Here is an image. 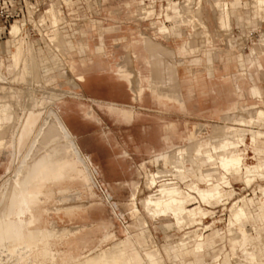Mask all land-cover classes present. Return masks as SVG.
I'll list each match as a JSON object with an SVG mask.
<instances>
[{"label": "bare ground", "instance_id": "6f19581e", "mask_svg": "<svg viewBox=\"0 0 264 264\" xmlns=\"http://www.w3.org/2000/svg\"><path fill=\"white\" fill-rule=\"evenodd\" d=\"M202 1H181L179 9L174 12L175 16L178 15L179 19L180 15L184 11H189L191 7L196 10V13H194V10V14H199ZM257 3L258 0H251L250 5L253 8H258ZM211 4L215 12L217 30L223 32V35H231L229 34L232 30L229 3L225 0H211ZM28 5H34V10L28 8ZM38 5L37 1L26 3L28 17L41 11V9H37ZM61 12V6L56 2H52L48 9L42 11L47 15V19L40 18V22H33V24L41 27L45 22L50 21L53 32L50 43L64 60L69 61L72 49L76 45L69 42L65 34L60 31L61 28L59 29V24L64 20ZM196 17L198 16L196 15ZM189 20L191 21V19ZM13 22L6 27L8 34L12 37L8 42L11 43L13 48L9 51V63L7 65L11 72L10 75H7L3 69L4 58L0 53V118L2 119L0 122V135L6 126H10L9 129H6L9 131L7 139L4 138L8 132L3 131L6 135L0 138V148L9 147L13 151L11 167L6 171L0 182V264H5L4 258L7 255L6 249L9 245H14L13 248L22 251L21 248L25 247V252L20 255L18 264L54 263L60 253L54 247V240L60 236L76 233L80 230V227L58 226L51 220L50 227L38 230L35 227L39 220L38 211L43 209L46 216L61 211L65 215L73 216L77 211H85V208H81L82 204L73 202L75 199L72 198L78 197L79 194H71L73 192L68 188L66 191L59 193L57 197L55 189L69 185L71 179L78 176L82 185L91 190L96 183L93 178L96 174L99 175L100 170L94 165L91 157L79 146L55 102H48L38 109L36 106L43 102V97L40 95L36 104L33 103L31 98L32 93L35 91L34 85L45 84L49 79L56 76L65 79L70 73L71 64L61 63L59 68L53 70L52 68L56 63L52 59L48 60L44 53H39L29 37L25 42L23 29L18 20ZM198 22L205 28L204 39H206V42L211 43L212 38L206 22L203 19ZM195 24L197 23L195 22ZM177 29L183 36L182 30L179 27L175 28V30ZM1 30H3L2 27ZM167 31L168 28L165 23H160L156 27V33L159 36H166ZM196 33L198 32L196 31ZM198 34L202 35L200 31ZM261 35L264 39V31L261 32ZM193 38L194 35L190 34L189 41L185 40V44L193 42ZM181 48L182 51L186 50L185 46ZM42 67L45 69L44 73L41 72ZM119 68L114 69L118 75H120ZM77 79L82 81L84 76L79 75ZM19 83L25 84V91L15 85ZM16 107H20L18 112L15 110ZM257 109L253 111V114L250 113V116L247 115V120H245L246 117L242 113L245 118H236L237 121L242 124L253 125L257 123L258 125L262 120L264 121V110ZM230 117L229 113L223 118L227 120ZM224 119L222 120L224 121ZM233 121L235 122V120ZM229 128L224 127V125L216 124L213 126L212 124L207 133L200 134L197 132L200 130L196 131L194 126L189 132L186 144L174 147L167 153L156 155L153 159L146 161L152 164L163 163V165L169 166V168H156L155 172L145 171L144 184L150 192L143 197L142 206L151 218L158 217L160 214L168 215L174 219L177 227L184 228L177 242L163 243L162 247L165 250V255L169 254L170 258H172L171 252L175 248L182 251L187 249L183 246L190 241L203 239L204 232L209 227V225L203 224V219H206L212 211L207 208L197 211V208H200L201 205H216L223 200L225 201L221 204L225 205L233 194L231 193L232 186L230 182L232 176H241L243 181L247 182L246 184H250L253 178L256 177L264 178V164L256 160L257 149L255 144L258 139L264 140V130H245L238 134L237 130L231 132ZM233 134L234 136H232ZM246 134L250 136L254 145L252 147L254 154L252 157L256 160L255 163L247 162ZM240 147L244 149V152L239 151ZM239 152L240 154H237ZM234 153L235 155H233ZM185 161L190 164L188 170L194 173L196 180L191 179L189 182L183 180L187 177ZM146 162L141 164L145 165ZM206 166L208 168L205 169ZM218 169L221 171L219 178L209 174L216 172ZM174 178L181 179L184 186L181 187L178 181L173 180ZM100 181L99 186L110 185V182L106 180ZM201 185L206 187L202 188ZM259 192L264 197V187L259 188ZM71 199L73 203H66ZM58 202H65L66 204L58 206L56 205ZM192 203L196 206L192 207ZM52 204L53 206H51ZM108 206L110 205L108 204ZM111 206L115 207V203L112 202ZM255 211L254 206L253 208L250 207L246 196H243L231 204L228 225L232 226L235 220L241 219L240 225L243 227V222L255 217ZM111 212L113 213L112 208ZM146 220L139 215L137 226L142 231V240L150 244L153 240ZM260 220L264 223V215L261 216ZM198 225H202V227H198ZM127 234L129 235V233ZM128 239L129 236H127V239L123 238L115 241L112 243L113 246L111 244L102 251L84 255L73 264H164L162 254H160L158 248L143 251L135 240L130 252H128L126 247ZM113 249H118L119 254L114 255L115 251ZM201 251H203L201 244L192 247L193 253ZM230 257L233 263L235 259L237 260L236 264H258L256 254L250 248L249 243L244 245L240 256L234 253ZM217 258H214V260ZM173 262L177 264L175 261ZM196 264L207 263L197 261ZM222 264H227V261L222 260Z\"/></svg>", "mask_w": 264, "mask_h": 264}, {"label": "rangeland", "instance_id": "374dc122", "mask_svg": "<svg viewBox=\"0 0 264 264\" xmlns=\"http://www.w3.org/2000/svg\"><path fill=\"white\" fill-rule=\"evenodd\" d=\"M76 1L77 2L72 9L73 4L70 0H48V1L37 0V4L40 5L41 11L29 16L28 18H22L18 20L21 28L25 29V33H27L28 30L30 31V35H28L27 33V37H29L33 41L35 49L39 53H44L48 60L52 59L53 62L56 63L54 64L55 65L54 68H52L53 70L59 68V64L61 63L67 64L68 61L64 60L50 43V39L53 35L50 22H46L45 24H43L45 26L44 30L42 29L43 25L41 27H37L34 26L33 24V22L34 23L40 22L39 20L40 18L47 19V15L45 13H42V11L48 9V7L52 2H56L59 4V6H61V11H62L61 15L62 17H64V20L62 21L63 24L59 25V29L61 28L60 31L63 34H65L67 38H70L74 42L76 41V46L77 48L80 49L81 52H82V46L85 44V42L82 41L81 35L79 34L78 31L79 28L77 26L75 28L72 27L73 29L72 32H68V29L65 26V24H68L71 21L65 18V15H67L68 18L72 17L77 19V22L80 23L86 22L87 17L103 18V23L105 25L108 23H112L121 26L123 30H126L127 28H131L132 30L141 29L145 33L151 34V29H149V25L147 24V21L138 23L139 21L136 20V17L130 13L129 9L125 7V2L128 0H76ZM179 3L180 2L170 1L165 6H163L164 3H162L163 5H161L159 9V3L155 5V8H154V3H153V8H149L150 5H152V3L149 1L146 4L140 3L142 5L139 8L143 12H145L146 9L149 8L148 10H153V12L156 10L157 13L162 14L163 12H165V8L167 6H171L170 10L174 13L179 9ZM201 3L202 4L200 5L201 6L200 13L198 14V16L201 17L199 18L205 19L206 21H210L212 23V26H214L215 12L210 10V8L204 2V0ZM28 8L34 10V5H28ZM193 9L194 8L191 7L189 11L190 10L192 11ZM185 12L186 11H184L183 13ZM167 13L169 14V16L171 15L170 11H168ZM166 24L169 26L168 22H166ZM259 26L261 28L252 29L248 27L245 28V30H243L242 27L235 26V24H232V32L236 34L246 31V33H248L247 36L243 34L242 38L246 40L245 42L248 45H251V43L255 42L256 39L259 37L260 32L264 31V22H262ZM26 28L28 29L27 31ZM179 28L183 32V28L182 27ZM44 33L46 35V40H45L46 49L42 51V48L40 49L37 47L36 39H40L41 37L40 34L42 35ZM121 33L122 32L120 31H112L106 33L105 34L106 44L109 45L111 43V38ZM95 36L96 35L94 34L93 37L94 40H95ZM27 37L25 38L23 35L25 42H27L28 40ZM43 38H45V36ZM185 38L186 37L183 35L180 41L181 42L184 41ZM212 38H213V44H215V46L216 45L218 46V44L222 42L220 38H223L224 40L225 36L222 35L221 32L216 31V33L214 32L212 34ZM10 39H12L11 35H9L6 32L4 37L0 39V44L4 45L6 44L4 43V41ZM40 40H41L40 42H44L43 39ZM158 40L161 41L163 45H166L168 47L174 46V42L171 37L167 39H158ZM40 44L43 45L42 43ZM76 46H74V48L72 49L71 55L75 54L74 52ZM219 46L224 47V45H219ZM2 47H0V51L2 50ZM10 48H12V46ZM48 48L50 51L48 50ZM110 49L113 52V56H114L113 61L115 62L120 61L121 63L125 62L129 67H133L134 64L138 66H143L141 62L131 61L128 50L124 48L121 43L119 46ZM228 52L229 51L222 52V55L228 54ZM71 55L69 56V58L71 57ZM3 57H4V64L2 65L3 69L7 75H10L11 72L7 68V65L9 63L8 54H4ZM216 64L219 65L218 62ZM41 72L43 73L45 72V69L43 67L41 69ZM91 76H92L91 78L96 80L102 88L98 93H91L93 96H96L97 98L103 100L113 99V100H119L122 103H127V104L129 103L128 97H124V94L122 98L119 99V98L111 97L110 95L106 94L103 91V88L108 86H114L120 89H122L123 87L121 83L119 84L115 80V78L111 76L109 73L95 72L91 74ZM68 79H69V75L65 77V79L64 77L56 76L55 78L53 77V79H49L51 82L48 80V82L46 81L47 83L45 84L42 85L39 84L36 86L34 85L33 87L35 88V91L34 93H32L31 96L33 103L36 104V102L39 101L40 95L43 97V102L39 103L40 105H37L36 107L39 109L42 106H45L48 102L54 101V99L59 100L60 95L55 94L54 90H58V89H61L62 91L65 90L66 92L64 93L68 94ZM162 79H163V84H165L166 87L180 88L186 99V111L181 112L176 107L163 109L161 106L151 101L147 92L143 99V103H142L143 107L137 109L139 110L138 117L135 118L130 123H127L120 119V111H118V114H110L105 107L99 108L96 104H93L85 99L83 101L85 103L92 104V106L95 108L100 118V121L98 123H94L83 119L82 118L83 113H80L78 108L74 105L75 103L72 102L73 111L69 112L68 114L70 121L73 122L76 125V127L71 126V128L74 131V133L77 135L78 143L83 149V151L89 154L94 165L97 168H99L100 176L96 174L95 178H93L94 182L96 183L91 190H89L87 187L82 185L78 176H75L73 179H71L69 185H64L62 188L59 187L56 188L55 194L57 195V197L59 193L66 191V189L68 188H70L71 191L73 192L71 194H76V193H77L76 195L79 194L78 197L72 198L75 199V201L71 199V201L66 203H71L73 201L75 204H82L81 208H85V211L84 212L77 211L71 217L70 220L68 219V217L63 216V213L61 211L59 212V215L61 216V220H59L58 217H54L53 219L56 220V224L58 226H67L70 228H75V226L77 227L86 226L85 237L88 239V242L84 245L82 244L80 248L74 253L77 258H81L82 256L90 253L93 254L97 251H102L104 248L110 246L112 243L120 239L123 238L127 239L128 234L126 233L125 229L128 228V225L130 224H138L137 216L140 215L143 216L145 220L147 219L146 220L147 225L149 224L148 230L152 236L153 242L150 244L140 242L139 245L142 247L143 251H148L149 249L158 248L160 254H162L161 256L164 260V264H174L173 261H175L177 264H196L197 260H199L200 263L205 262L207 264L210 263L222 264V260H226L227 264H236L235 262L237 260L235 259L233 263V260H231L230 255L232 256V254L234 253H237L238 256L241 255L242 249L237 251H232L233 242L235 240H239L241 237L240 232H238L237 230V226L238 229L240 230L244 228L247 235L249 236L255 235L259 237H264V227L261 226L259 218L256 216V212L254 214L255 217L253 219L251 218L248 221L243 222V227H241L240 225L241 219H237L234 221L233 225L238 224L237 226L234 225L232 227H229L228 225V219L230 213L229 208L234 201L239 200L243 196H246V199L249 200L248 201L249 205L252 208L253 206L254 208H256L261 202H264V197L259 192V188L264 187V178H259V177L253 178L254 180H252L250 184H246L247 182L241 179L234 180L231 182L233 186V188H231L232 191L231 193L233 194L231 199L228 200L229 202L227 201L225 205L221 204L225 201L223 200L221 203H218L216 205H212V206L201 205L200 208L199 207L197 208V211L203 208H207L212 211V213L208 214L207 216L208 218L206 217V219H203V224L209 225V227L204 233V238H203V242L205 243L204 250L203 252L198 254L192 252V247L195 241L192 242L190 241V243L186 245L187 249L185 250L177 251V249L175 248L171 252L172 258L168 256L169 254H167V251H166L167 255H165V250L162 247L163 243L177 242L180 236L182 235L184 228L177 227L174 219L171 216L160 214L158 215V217L155 216L156 218L155 217L151 218L148 215V213H146V211L143 209L142 199L146 194L150 192V190L147 189L144 184L145 171L150 170L151 172H155L156 168H163V167L169 168V166L163 165V163L152 164L150 162H146L145 165L141 164L142 161H147L149 159V154L147 153L148 141L146 140V135L151 133L155 136V134L159 132L160 127L164 121H174L176 123L178 131L182 132L183 134H185L188 130L192 129L193 125L197 123L199 124L198 125L199 127L196 128L195 125L196 131L200 130L201 132L200 131L197 132H199L200 134H204L207 133L208 132L207 130H210L211 127L200 126V124L206 122L209 124H214V123L223 124L225 122L222 119L211 117L209 115V111L212 109L213 105L215 104V101L218 99V98L213 99L214 96L213 93L211 92L203 93V92H199L198 90H194L193 93H191V95L187 96V92L185 88L189 84L188 80H185L183 78H181V80H172L167 74H165V77H163ZM19 84H15V85L20 87L23 91H25L26 89L25 84L22 83ZM258 84L264 90V77H261V80L258 82ZM84 94L85 96L87 95L86 92ZM222 96L226 98L227 92H223ZM222 96L220 95L221 100H222ZM244 97L245 99L241 100L242 104L250 105L257 102L255 98H251L247 93L244 94ZM230 98L235 99L237 97L235 95H230ZM263 100H264V96H263ZM116 103L119 104V106H122L120 105L119 102L116 101ZM19 108L20 107H16L15 110L18 112L20 110ZM227 123L231 124L230 121H228ZM259 125L261 124L258 123V125H253L252 127H254L253 129H257ZM9 128L10 126H6L5 129L2 130L0 138H3V136L6 135L4 132L6 133L8 132L4 139L8 138L9 131L6 129ZM261 128L264 130V126H262ZM2 133L4 134L2 135ZM259 142L262 145H264L263 140H260ZM186 143H187L186 140H180V139L175 140L176 145H183ZM246 147H247L246 150L248 151L247 162L255 163L254 157H252L254 155L252 152V147L251 146H246ZM9 150L10 148H7L6 150H4L5 153L0 155V176H4L5 175L4 171L6 172L11 167V163L13 160V152ZM237 154H240V152ZM260 158L262 157L256 156L257 160H260ZM151 159H153V157ZM185 167H186L187 177H185L183 180L186 182L187 181L189 182L191 179L196 180L194 173L191 170H188L190 164L187 161H185ZM204 168L206 169L208 168V166ZM164 172L166 171L164 170ZM220 173L221 171L218 169L216 172H211L209 174L215 176L216 178H219ZM96 177L99 178L98 182ZM100 180L102 181L106 180L107 182H110V185L99 186L98 183L101 182ZM173 180L178 181L181 187L184 186L181 179L174 178ZM0 182H1V178H0ZM136 186L138 187L136 188ZM201 187L204 188L206 186L201 185ZM112 202L115 203V207L111 206ZM64 203L65 202H58L56 203V205L58 206L61 204L64 205ZM108 204L110 206H108ZM51 206H53V204ZM193 206L195 207L196 204L195 205L192 204V207ZM110 207L112 208L113 213L111 212ZM198 227H202V225H198ZM138 231L139 230L137 229L136 226L135 229L132 230V234L135 236ZM130 243L131 242L127 240L126 247L128 248V252H130L131 250ZM113 245L114 244H112V246ZM9 246H7L6 249L7 252L6 254L8 256L5 254L6 257L4 258V263L9 264L10 262H12L11 264L13 263L18 264L20 262V258H19L20 255L23 252H25L24 250L25 247L21 248L23 249L22 251L17 248L16 249L13 248L15 247L14 245H11L10 247ZM249 246L255 252L258 264L264 263V259L261 260V256L259 255V252L261 250L264 251V242L249 243ZM18 251L19 253H17ZM114 251L116 252V253L114 252V255L119 254L118 249ZM217 256L219 257L215 259L213 262H211ZM5 259L8 263L5 261Z\"/></svg>", "mask_w": 264, "mask_h": 264}, {"label": "crops", "instance_id": "0c3cea01", "mask_svg": "<svg viewBox=\"0 0 264 264\" xmlns=\"http://www.w3.org/2000/svg\"><path fill=\"white\" fill-rule=\"evenodd\" d=\"M70 1L73 4V9V6L77 1ZM149 1L152 3V6L149 4V8H153V3H155V0ZM225 1L229 3L231 29L232 24L242 27L243 30L248 27L252 29L261 28L259 25L264 22V0H258V8L251 7V0ZM168 2L170 1H167V3ZM204 2L208 5L210 10L213 11L211 0H204ZM140 3L146 4L147 2L145 0H128L125 2V7L129 9L130 13L136 17V20L139 21L138 23L147 21L149 29H151V34H147L141 29L132 30L131 28H127L126 30H123L121 26L112 23L105 25L103 23V18L87 17L86 22L80 23L77 22V19L72 17L68 18L67 15H65V18L71 21L70 23L65 24L68 32H72V27L75 28L77 26L79 28L78 31L81 35L82 41H84L85 44L83 45L82 52L76 46L74 52L75 54L71 55L69 61L67 62V65L71 64L68 79V94L64 93L66 92L65 90H54V93L60 95V97L59 100L54 99L52 102H55L59 108V112L63 120L69 127L70 131L74 134L76 141L78 142L77 135L71 128V126L76 127V125L70 121L68 114L69 112L73 111L72 102L75 103L74 105L78 108L80 113H83V119L94 123H98L100 118L92 104H88L83 101L85 99L93 104H96L99 108L105 107L110 114H118V111H120V119L127 123H130L138 117L139 110L137 109L143 107V99L147 92L151 101L161 106L163 109L176 107L181 112L186 111V99L180 88H168L165 86V84H163L162 78L165 77V74H167L172 80H181V78L188 80L189 84L185 88L187 96L191 95L194 90H198L199 92L203 93H213V99H218L215 101V104L209 111V115L211 117L224 119L223 117L230 113L232 119H230L231 117L227 120L224 119L225 122L219 125H224V127L228 128L231 126L229 128L231 132L237 130V133L241 134V132L245 130H263L261 128L264 126L263 120L260 122L262 126L259 125L257 129H253L254 127H252L253 125L257 124H242L241 122L237 121V119H241L244 116L246 117H244L245 120H247L248 116H250L249 114H253L254 110H258L257 108L264 110V90L258 84V82L261 80V77H264V39L261 35L262 31L260 32V35L256 41L252 42L251 45H248L245 42L246 40L242 38L243 34L247 36L248 33H246V31L235 34L231 30L229 33L231 35H224L226 39L223 40V38H220L222 42H220L218 46H215V44H213L212 34L214 32L216 33V31L221 32L217 30L215 16L214 26H212L210 21L203 19L206 22L211 34L212 42L209 43L206 42V39H204L205 28L201 25V23L198 22L201 20V18H199L198 13L194 14L196 13V11H193L195 9L192 10L194 13L191 10V12L186 11L185 15L182 13L183 15H180V18L182 19L181 20L180 18L178 19V15L175 16V14L170 10L171 6H167L165 8V12L160 14L157 13L156 10L154 12L153 10H148L149 8H147L145 12L141 11L139 7L142 4ZM168 11L171 12L170 16L167 13ZM196 15L198 17H196ZM185 16L188 18L191 16L189 18L191 21L186 19L187 17L185 18ZM166 22H168L169 26L166 24ZM195 22L197 24H195ZM160 23H165L168 28L166 36L164 37L159 36L156 33V27ZM61 24L63 23L61 22L59 25ZM176 27L183 28V33L186 34H184L186 41H189L190 34L194 35L193 42L187 44H185V40L181 42L180 39L182 34L178 31V29L175 30ZM44 28L45 26H42L43 30ZM112 31H120L122 33L112 37L111 43L107 45L105 42V34ZM196 31L198 33L200 31L202 33V37L200 34L196 33ZM221 33L222 35L224 34L223 32ZM94 34L96 35L95 40L93 38ZM23 35L24 37H27L24 28ZM40 36V39H43L44 42H40V39H36V44L37 47L40 49L42 48L43 51L46 48H44L46 35L44 33L42 35L40 34ZM44 36L45 38H43ZM169 37H171L174 42L173 47L163 45L161 41L158 40L167 39ZM67 39L76 45V41L74 42L70 38ZM39 42L43 45H41ZM4 43L6 44H0V47L3 46L0 53L2 56L4 54H8L9 58L11 43H9L8 40L4 41ZM120 43L128 50L131 61L141 62L143 66L134 64L133 67H129L125 62L121 63L120 61H113L114 56L110 48L119 46ZM219 45H224V47ZM182 46H185V51H182ZM226 51H229L228 54L222 55V52ZM217 62L219 65L216 64ZM118 68L120 69V75H118L115 71ZM95 72L109 73L119 84L121 83L123 86L122 89L114 86H108L103 88V91L111 97L119 99L122 98L124 94V97H128L129 103H122L119 100L113 99L103 100L93 96L91 93H98L100 92V89H102L100 84L91 78V74ZM79 75L84 76L82 81L77 79ZM85 92L87 93L86 96L84 94ZM223 92H227L226 98L222 96ZM245 93H247L251 98H255L257 102L250 105L242 104L241 100L245 99ZM220 95L222 96V100ZM230 95H235L237 98L231 99ZM116 101L122 106H119ZM242 113L244 116H242ZM233 120H235V122ZM1 121L2 119L0 118V122ZM228 121H230L231 124H228ZM216 124L218 125V123H214L213 126ZM195 125L196 124H194L193 127ZM198 125L199 124L197 123L196 126ZM202 125L206 127H212V124L207 122L200 124V126ZM190 130L183 134L182 132L178 131L174 121H164L159 132L155 134V136L151 133L146 135V140L148 141V160H151V158H154L156 155L165 154L170 149L179 146L175 144V140H187ZM232 136H234V134ZM260 140L262 139H258L256 141V156H260L262 158H260V160H256L264 164V145L259 142ZM245 142L246 146L254 147L248 134H246ZM6 149L7 148H0V155L5 153L4 150ZM9 151H12V149L10 148ZM240 151L244 152V149L240 148ZM233 155H235V153ZM256 160L254 159V161ZM143 162L146 161H142L141 163ZM4 173L6 174L5 171ZM4 176H0V178L2 179ZM237 179L243 180L241 176H232L230 178V182ZM137 187L138 186H136V188ZM255 209L256 216L259 218L261 226L264 227V223L260 220L261 216L264 215V202H261ZM38 212L39 220L35 226L38 230L50 227L51 220L56 223V220L53 219L54 217H58V219L61 220L59 213L53 212L52 215L46 216L43 209H40ZM63 216L68 217L69 220L72 217L71 215L65 214H63ZM138 217L139 216H137V220ZM136 226L137 224H130L128 225V228H126L127 230L125 229L126 233H129L128 240L131 242L130 248L134 244V240L138 244L140 242L146 243L141 238L142 231L138 226L137 229L139 231L137 234L135 236L132 234V230H134ZM237 230L240 232L241 237L239 240H235L233 242L232 251L243 249L246 243L264 242V237L255 235L249 236L246 234L244 228L240 230L237 226ZM85 236L86 226H82L76 233H71L69 235L56 238L54 240V247L57 248L60 253L54 263L48 262L47 264H73L78 259L74 253L80 248L82 244L84 245L88 242V239ZM196 244H201L204 250L205 243L203 242V239L195 240L194 245ZM186 245L183 247H186ZM177 251H179V249H177ZM201 252L194 253L198 254ZM259 255L261 256V260H263L264 251L261 250Z\"/></svg>", "mask_w": 264, "mask_h": 264}, {"label": "built area", "instance_id": "2783aa9c", "mask_svg": "<svg viewBox=\"0 0 264 264\" xmlns=\"http://www.w3.org/2000/svg\"><path fill=\"white\" fill-rule=\"evenodd\" d=\"M37 0H0V28L3 30L0 31V39L4 37L7 32L6 27L10 25L14 20H20L22 18H28V13L26 10V3H35ZM149 1V0H145ZM167 1L180 2L182 0H155V5L159 3V9L162 3L163 6L166 5ZM40 9V5L37 6V9ZM36 9V11H37ZM28 29L26 28V31ZM8 33V32H7ZM30 35V31H27Z\"/></svg>", "mask_w": 264, "mask_h": 264}]
</instances>
